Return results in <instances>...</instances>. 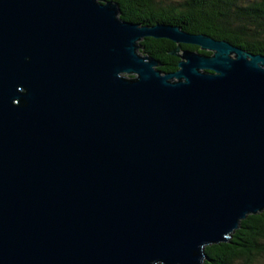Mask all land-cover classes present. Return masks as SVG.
Segmentation results:
<instances>
[{
  "label": "water",
  "instance_id": "obj_1",
  "mask_svg": "<svg viewBox=\"0 0 264 264\" xmlns=\"http://www.w3.org/2000/svg\"><path fill=\"white\" fill-rule=\"evenodd\" d=\"M119 13L0 0V264H201L264 209V54Z\"/></svg>",
  "mask_w": 264,
  "mask_h": 264
},
{
  "label": "trees",
  "instance_id": "obj_2",
  "mask_svg": "<svg viewBox=\"0 0 264 264\" xmlns=\"http://www.w3.org/2000/svg\"><path fill=\"white\" fill-rule=\"evenodd\" d=\"M119 17L153 25H179L187 32L205 33L253 53L264 54V0H112ZM176 43L167 38L144 37L141 53L152 56L161 72L177 68L179 58L170 54ZM182 48L200 50L191 44ZM201 264H264V209L239 221L227 242L206 245Z\"/></svg>",
  "mask_w": 264,
  "mask_h": 264
}]
</instances>
